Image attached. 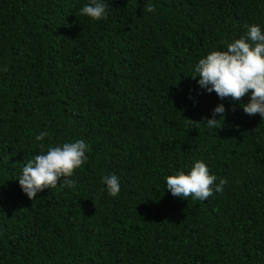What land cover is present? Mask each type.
<instances>
[{
    "label": "trees",
    "instance_id": "obj_1",
    "mask_svg": "<svg viewBox=\"0 0 264 264\" xmlns=\"http://www.w3.org/2000/svg\"><path fill=\"white\" fill-rule=\"evenodd\" d=\"M103 2L94 21L89 0H0V264H264V118L191 77L245 25L264 32V0ZM220 104L214 129L190 121ZM79 139L75 187L30 200L18 179L40 144ZM197 161L223 192L174 197L166 177Z\"/></svg>",
    "mask_w": 264,
    "mask_h": 264
},
{
    "label": "clouds",
    "instance_id": "obj_2",
    "mask_svg": "<svg viewBox=\"0 0 264 264\" xmlns=\"http://www.w3.org/2000/svg\"><path fill=\"white\" fill-rule=\"evenodd\" d=\"M111 6L103 0H89L80 9V15L90 17L94 21L107 18ZM143 11H155L150 0H146ZM243 36L227 44V50L212 51L206 57L199 59L194 68L193 79H198L201 89L209 94L215 92L223 100L231 98L242 101L250 94L248 103H242L244 113L253 116L259 114L264 118V32L259 25H245ZM226 108L223 104L214 108L211 118L204 117L201 121L190 120L197 125L203 123L208 129H214L223 119H226ZM217 116L220 118L217 119ZM47 131L36 136L37 141H43ZM44 144H40L41 154L35 155L23 167L19 177L22 191L30 200L45 189L60 187L74 188L76 181L71 179L76 169L83 166L87 160L88 145L83 139L66 142L60 146H50L44 152ZM217 177L209 173V168L203 161H197L187 174L179 171L166 177V188L174 197L188 200H207L213 192H223L227 181L221 178L215 185ZM102 183L106 186L109 196H117L121 185L117 175H104Z\"/></svg>",
    "mask_w": 264,
    "mask_h": 264
}]
</instances>
